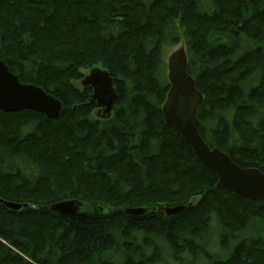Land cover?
<instances>
[{"label":"trees","instance_id":"1","mask_svg":"<svg viewBox=\"0 0 264 264\" xmlns=\"http://www.w3.org/2000/svg\"><path fill=\"white\" fill-rule=\"evenodd\" d=\"M177 27L200 135L264 172V0H0V59L62 103L0 110V198L25 204H0V264H264V200L218 185L163 120ZM95 66L117 92L107 119L75 82ZM68 199L91 209L50 210Z\"/></svg>","mask_w":264,"mask_h":264},{"label":"water","instance_id":"2","mask_svg":"<svg viewBox=\"0 0 264 264\" xmlns=\"http://www.w3.org/2000/svg\"><path fill=\"white\" fill-rule=\"evenodd\" d=\"M169 89L162 105L163 120L174 128L189 145L196 159L217 177V184L252 199L264 200V172L256 167H241L218 147L210 146L199 133L198 108L203 100L195 79L187 72V54L184 47L173 51L167 59ZM82 87H90V101H95L99 118L111 116L117 100L113 78L106 69L95 66L88 70L80 81ZM24 109L42 113L47 118L59 116L62 103L41 87L22 83L0 59V110L17 112ZM0 204L9 209L19 210L25 204L14 203L0 198ZM191 205V202L188 206ZM83 203L78 199L62 200L50 205V210L61 214H74L81 210ZM185 206L159 208L166 216L179 214ZM126 213L141 215L142 208H127Z\"/></svg>","mask_w":264,"mask_h":264},{"label":"rangeland","instance_id":"3","mask_svg":"<svg viewBox=\"0 0 264 264\" xmlns=\"http://www.w3.org/2000/svg\"><path fill=\"white\" fill-rule=\"evenodd\" d=\"M176 29H177V32L179 33V42H178L176 45H170V44L167 42V43L164 45V47H163L162 57H163L164 62H165V64H166V73H167V59H168L169 55H170L173 51H175L176 49H178V48H180V47H184V48H185L184 37H183V35H182V30L179 29L178 27H177ZM82 72H83L84 74H86V73L88 72V69H86V70H82ZM75 82H76V85H77L78 87H82L81 84H80L79 82H77V81H75ZM97 110H98V108L95 109V110L91 113V115L89 116V118H90L91 120H95V119L97 118V117H96V112H97ZM197 200H198L197 197L194 198V199H192L191 204H192L193 202L196 203ZM84 205H85V209L83 208L82 211H84V210H88V209H91V207L89 206V204L84 203ZM163 215H165V214H163ZM209 241H210V240H209ZM209 241H208V242H209ZM207 246H208V247L204 248V251H205V252L216 253V252L218 251V250L215 249V247H211V246H210V243H208ZM199 261H200V262L203 261L202 258H201V260H199ZM199 261H195V260H191V259H189V260H187L184 264H201ZM163 264H175V263L172 262V261H167V260H165V262H164ZM202 264H206V261L204 260Z\"/></svg>","mask_w":264,"mask_h":264},{"label":"flooded vegetation","instance_id":"4","mask_svg":"<svg viewBox=\"0 0 264 264\" xmlns=\"http://www.w3.org/2000/svg\"><path fill=\"white\" fill-rule=\"evenodd\" d=\"M83 208L85 209V205H84V204H83V206H82L81 210H82Z\"/></svg>","mask_w":264,"mask_h":264}]
</instances>
